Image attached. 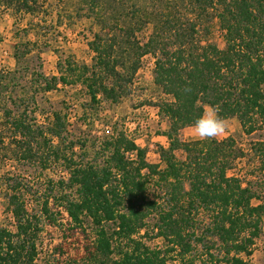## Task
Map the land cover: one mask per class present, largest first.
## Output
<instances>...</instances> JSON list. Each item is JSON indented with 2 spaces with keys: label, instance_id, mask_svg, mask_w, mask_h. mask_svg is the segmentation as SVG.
<instances>
[{
  "label": "trees",
  "instance_id": "16d2710c",
  "mask_svg": "<svg viewBox=\"0 0 264 264\" xmlns=\"http://www.w3.org/2000/svg\"><path fill=\"white\" fill-rule=\"evenodd\" d=\"M76 2L99 8V0ZM36 3L0 0V8L16 18L33 16ZM100 18L95 22L101 30L125 25L119 28L121 36L90 31L91 63L67 59L57 64L59 75L47 77L34 68L29 72L30 41L15 43L16 69L0 70V103L3 90L19 86L23 73L30 76L35 94L59 84H79L87 104L115 105L127 93L140 60L152 56L153 83L169 98L156 104L169 122L160 133L168 146L159 148V163L153 164L146 160V148L124 131L111 132L89 161L74 153L75 146L86 151L87 139L62 148L66 115L53 112L42 126L31 110L13 114L4 108L0 141L8 140L13 160L29 167L39 163L42 170L60 163L65 177L54 184L55 190L40 196L38 211L26 208L24 197L31 191H22L16 180L6 189L5 209L12 223L0 225V264H38L42 223L58 224L57 215L69 221L61 238L82 241L76 264H250L247 257L261 233L264 201L261 189L252 184L255 180L244 183L228 175L242 150L230 136L182 141L179 132L194 123L204 105L217 106L225 120L236 119L246 135L264 128V0H154L152 11L144 1L130 12L122 9L115 21ZM213 19L222 32L223 48L208 40L207 25ZM146 25L151 26L147 40H133L134 30ZM52 139L55 145H50ZM251 150L259 160L257 170L263 172L264 142L256 141ZM153 177L164 186L161 203L147 195ZM200 215L207 219L204 226L199 225ZM150 229L162 246L145 243Z\"/></svg>",
  "mask_w": 264,
  "mask_h": 264
},
{
  "label": "rangeland",
  "instance_id": "374dc122",
  "mask_svg": "<svg viewBox=\"0 0 264 264\" xmlns=\"http://www.w3.org/2000/svg\"><path fill=\"white\" fill-rule=\"evenodd\" d=\"M144 1H146L148 10L152 11L154 0H99L98 10L85 2L76 5V0H37L35 15L24 14L22 17L17 18L10 11H3L0 8L2 13L0 18V70L12 71L16 69V63L12 57L13 46L17 42L24 43L26 40L30 41L28 48L31 50L26 58L29 61V72L30 68H34L47 77L59 75L57 64L67 59H71L78 64H90L91 52L87 46V41L91 38V33L96 32L103 37H106L109 33L120 37L122 33L119 28L125 26L119 22V26L112 30L108 31L104 28L101 30L100 25L95 22L96 19H101L100 17L104 16L111 21H115L116 16L122 9L130 12L132 7L135 8V5H140ZM182 9L184 12L188 11L185 8ZM86 15L90 17L86 19ZM207 27L209 30L208 40L218 48H223L222 32L219 29L217 20H211ZM23 29L27 30V34L24 35ZM90 31L92 32L90 33ZM199 31L201 35H205L203 25L199 26ZM150 33V25L142 26L134 30L132 39L144 43ZM33 42L36 44L32 45ZM21 49H24V47L21 46ZM125 54L124 51L122 54L123 59L126 58ZM37 55L40 58H37ZM152 58V56H147L140 60L141 64L127 93L115 105H111L106 101H101L99 104H87L89 103L88 98L79 84L73 86L59 84L55 90L40 91L35 94V90L31 86L30 76L21 73L18 75L17 80L19 86L13 89L12 86H8L1 94L3 102L0 103V126L4 108L11 109L13 114L18 111L21 112L22 109L31 110L33 111L32 116L36 118L37 125L42 126L46 125L47 118L51 116V113L57 112L62 116L66 115L64 119L67 128L62 148L87 139L85 152L75 146V157L80 156L90 161L97 157L94 152L95 149H98L97 147L102 142V138L111 135V132L114 134L124 131L126 134L127 131H130V134L127 133L126 136L134 140L139 147L146 148V160L153 164L159 163L160 158H156L154 155V151L157 152V150H155V142L152 139L162 132V124L168 120L159 115L156 104L169 98L163 95L153 83V69L147 65ZM22 63L21 61L20 65ZM32 95L35 97L33 102L31 100ZM226 122V132L215 139L221 140L230 136L243 153L242 157L234 162L233 168L228 171V175H235L241 178L244 183L255 180L256 182L252 184L255 185V188L261 189L263 192L261 201H264V171L257 170L259 160L256 158L254 151L251 150L256 141L264 142V128L246 135L236 119L231 118ZM106 128L110 129V134L106 132ZM4 135L7 137L9 131L5 132ZM191 135H193L191 128H185L183 132L179 133L182 141H188L192 137ZM7 141L6 138L3 144L0 141V225H10L12 223L11 216L5 209V192L9 185L15 182L14 180L19 183L22 191H27V189L31 191V194H26L24 197L26 208L38 211V205L42 202L40 196L49 194L50 191L52 192V188L55 190L54 184L65 177L60 163H49L47 168L42 170L39 163L37 166L29 167L23 161L16 162L13 160L12 147ZM55 144L56 140L52 139L50 145ZM142 144H145V146H141ZM148 145L152 146L148 147ZM47 146H49V143L45 145L47 150H43L44 152L49 150ZM176 156L181 159L179 152ZM160 187L164 186L158 185L156 177L149 179L147 195L150 198H158L159 203L163 202L161 198L164 197L160 192ZM185 187L188 188L187 183H185ZM56 218L58 224L55 222L51 227L46 222L42 223L37 263L76 264L75 260L80 254L82 241L79 242L74 238L63 240L61 238L63 235L62 230L69 221L65 215L62 217L57 215ZM199 222L200 226L207 223L204 215L199 216ZM149 223L152 224L151 221ZM148 236L144 241L149 246H162L159 239L153 238L154 235L151 229ZM247 260L250 264H264V220L261 224L260 236L254 241L251 247V255L247 257Z\"/></svg>",
  "mask_w": 264,
  "mask_h": 264
},
{
  "label": "clouds",
  "instance_id": "9594fccd",
  "mask_svg": "<svg viewBox=\"0 0 264 264\" xmlns=\"http://www.w3.org/2000/svg\"><path fill=\"white\" fill-rule=\"evenodd\" d=\"M218 113L219 108L217 106H205L202 114L190 126L193 136L200 140H211L221 137L227 130V122Z\"/></svg>",
  "mask_w": 264,
  "mask_h": 264
},
{
  "label": "crops",
  "instance_id": "0c3cea01",
  "mask_svg": "<svg viewBox=\"0 0 264 264\" xmlns=\"http://www.w3.org/2000/svg\"><path fill=\"white\" fill-rule=\"evenodd\" d=\"M207 105H204V107ZM157 116V115H156ZM169 128V122L166 121L162 124V131H165ZM186 128H191V127H186ZM185 128H183L182 130H180L179 133L183 132ZM192 137H190L189 140H199L198 138H196L195 136L191 135ZM154 140V142H158L157 144L154 143L155 146V150H157V152L154 151V155L156 156V158H159V154H158V150L160 147L166 148L168 146V141L166 139L165 136L161 135V134H157L156 136H154V138L152 139V141ZM188 140V141H189ZM146 144V143H145ZM145 144H142L141 146H145ZM152 145H148V147H151ZM147 155V154H146ZM159 160V159H158ZM157 160V161H158Z\"/></svg>",
  "mask_w": 264,
  "mask_h": 264
},
{
  "label": "built area",
  "instance_id": "2783aa9c",
  "mask_svg": "<svg viewBox=\"0 0 264 264\" xmlns=\"http://www.w3.org/2000/svg\"><path fill=\"white\" fill-rule=\"evenodd\" d=\"M145 57H147V56H145ZM147 65H149L153 69V67H154V59L152 58L151 61L148 62ZM106 132L109 133L110 132V129L109 128H106ZM127 133L130 134V131H127Z\"/></svg>",
  "mask_w": 264,
  "mask_h": 264
}]
</instances>
